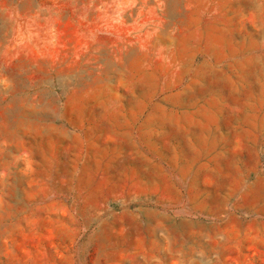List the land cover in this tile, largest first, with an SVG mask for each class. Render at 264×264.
I'll list each match as a JSON object with an SVG mask.
<instances>
[{"label": "rangeland", "instance_id": "374dc122", "mask_svg": "<svg viewBox=\"0 0 264 264\" xmlns=\"http://www.w3.org/2000/svg\"><path fill=\"white\" fill-rule=\"evenodd\" d=\"M0 264H264V0H0Z\"/></svg>", "mask_w": 264, "mask_h": 264}]
</instances>
